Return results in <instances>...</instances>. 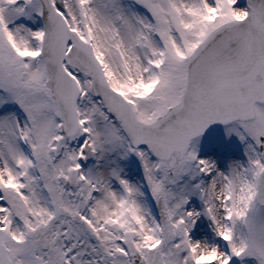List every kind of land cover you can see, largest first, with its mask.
Instances as JSON below:
<instances>
[{
    "label": "snow or ice",
    "instance_id": "1",
    "mask_svg": "<svg viewBox=\"0 0 264 264\" xmlns=\"http://www.w3.org/2000/svg\"><path fill=\"white\" fill-rule=\"evenodd\" d=\"M0 264H264V0H0Z\"/></svg>",
    "mask_w": 264,
    "mask_h": 264
}]
</instances>
